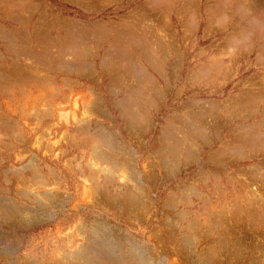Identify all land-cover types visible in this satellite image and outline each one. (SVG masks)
<instances>
[{
	"label": "rangeland",
	"instance_id": "1",
	"mask_svg": "<svg viewBox=\"0 0 264 264\" xmlns=\"http://www.w3.org/2000/svg\"><path fill=\"white\" fill-rule=\"evenodd\" d=\"M263 135L264 0H0V264H264Z\"/></svg>",
	"mask_w": 264,
	"mask_h": 264
},
{
	"label": "bare ground",
	"instance_id": "2",
	"mask_svg": "<svg viewBox=\"0 0 264 264\" xmlns=\"http://www.w3.org/2000/svg\"><path fill=\"white\" fill-rule=\"evenodd\" d=\"M263 25V24H262ZM2 33V32H1ZM11 36V35H10ZM12 39V38H11ZM43 46V45H42ZM66 46V45H65ZM76 46V45H75ZM47 55V54H46ZM9 72V71H8ZM7 72V73H8ZM10 74V73H9ZM8 74V75H9ZM11 76V75H10ZM35 78V77H34ZM42 78V77H41ZM2 79V78H1ZM4 80V79H3ZM10 82V81H9ZM256 130V129H255ZM247 131V130H246ZM248 132V131H247ZM255 132V131H254ZM257 133H260V132H257ZM260 136H261V134H260ZM264 136V135H263ZM262 137V136H261ZM246 140V139H245ZM93 231V230H92ZM105 236V235H104ZM108 240V239H107ZM132 252V251H131ZM256 254V253H255ZM136 256V255H135ZM130 257H131V255H130ZM113 258V257H112ZM125 258H127V257H125ZM129 258V257H128ZM132 258V257H131ZM133 258H135V257H133ZM143 260V259H142ZM122 262V261H121ZM129 263V262H128ZM146 263V262H145ZM142 264V263H141Z\"/></svg>",
	"mask_w": 264,
	"mask_h": 264
}]
</instances>
